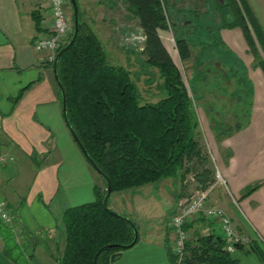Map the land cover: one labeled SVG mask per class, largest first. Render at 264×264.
<instances>
[{"label":"crops","instance_id":"crops-1","mask_svg":"<svg viewBox=\"0 0 264 264\" xmlns=\"http://www.w3.org/2000/svg\"><path fill=\"white\" fill-rule=\"evenodd\" d=\"M242 1L249 9L253 24L264 33V0ZM78 3L82 20L97 34L108 59L109 45L115 35L113 28L120 29L122 34L121 30L131 26L130 22L140 25L134 8L126 0H78ZM179 9H185L189 27L197 25L193 23L195 17H199V23L211 33L206 34L202 42L218 48V53L211 50L210 55L223 53L222 66L217 71L230 77L233 84L235 80L238 94L248 100L246 121L233 132L218 137L220 140L215 139L221 149L218 165L228 190L215 188L208 206L223 208L238 233L247 238V244L232 252L238 263L264 264V69L253 54L242 25L224 26L240 19L234 0H190L187 7L179 5ZM33 12L41 16L39 30ZM50 25L45 3L0 0V146L2 153L15 158L0 173V193L13 211L15 221L9 226L17 233L16 244L22 251L31 248L36 261V254L46 247L50 252L48 258L57 264L52 255L57 244L64 246V212L85 200L93 201L95 184L103 185L66 124L54 70L35 48L37 38L46 33ZM163 40L175 59L174 45L170 40ZM189 43L192 49L190 40ZM22 89H25L22 97L14 104L12 97ZM21 168L35 172L37 181L34 192L26 197L10 193L6 186V181L17 177ZM168 179L134 188L138 191L128 189L114 193L119 196L128 192V207L120 208L117 203L109 206L136 221L140 240L120 252L110 264H172L168 247L173 236L168 221L185 194L181 184L172 185L174 192L169 194L170 189L163 184ZM161 197L169 205L166 210L159 203L161 199L157 200ZM160 217L162 222L148 230L140 225V219L153 224ZM190 224V237L194 231L222 235L215 220L197 217ZM44 235L48 240H43ZM5 246L4 243L2 253ZM1 257L11 264L8 257Z\"/></svg>","mask_w":264,"mask_h":264},{"label":"trees","instance_id":"trees-1","mask_svg":"<svg viewBox=\"0 0 264 264\" xmlns=\"http://www.w3.org/2000/svg\"><path fill=\"white\" fill-rule=\"evenodd\" d=\"M126 1L134 8L146 37L142 53L146 61L159 70L162 81L157 87L163 94L159 100H142L131 72L122 65L110 63L104 45L82 20L81 13L78 35L58 60L57 78L54 71L61 102L62 90L66 96L67 108L66 112L63 111L66 124L75 131L89 156L109 177L112 192L173 177L185 160L196 159L203 165L202 159H205L188 88L161 37V32L168 28L162 2ZM234 1L239 8L240 19L224 26L242 25L250 48L264 69V57L251 35L249 24L264 52L263 30L249 19L247 5L242 0L240 3ZM72 17L74 19V13ZM33 18L39 30L41 16L33 12ZM73 35L74 29L59 51L68 45ZM176 44L181 59L189 60L192 56L189 40L179 37ZM47 64L54 70V62ZM24 90L12 97L14 104L22 97ZM33 160H36L35 157ZM96 172L104 180V186L95 184V199L72 206L64 212V246L60 247V254L53 255L58 264H95V256L103 247L97 264H110L119 257L120 252L132 248L140 240L136 221L113 214L109 201L108 207H105L107 182ZM195 177L199 188L205 189L211 181V172L206 168L200 169L195 172ZM134 225L138 230L135 244ZM191 227V224L185 225L186 230ZM12 232L11 227L0 220V235L6 243L4 253L11 251L8 246ZM168 254L172 264H239L227 251L225 238L216 233L194 231L185 243L184 255L179 262L171 247H168Z\"/></svg>","mask_w":264,"mask_h":264},{"label":"rangeland","instance_id":"rangeland-1","mask_svg":"<svg viewBox=\"0 0 264 264\" xmlns=\"http://www.w3.org/2000/svg\"><path fill=\"white\" fill-rule=\"evenodd\" d=\"M238 1L241 2V0ZM163 2L167 10L166 17L170 21V25L168 26L167 30L163 32V38H165L166 40H170V42L174 45H172L176 53L174 60L182 72L184 81L190 94V98L192 100L195 118L198 123V131L200 132L199 141L202 143L205 157V159H202L204 162L203 165H201L196 159H193L191 161L185 160L179 172L173 177H168V182H165L163 184L170 189L169 194H172L174 192V187L172 185L180 186L181 184L182 192H184L185 197H187L195 190L201 189L197 184L198 179L195 177V172L200 171V169L206 168L211 172V181L206 188H213L208 194L209 200V196L212 195L211 193L215 188L222 187L224 189H227V186L219 181L217 177L218 171H221L218 165L219 151H221V149H219L220 147L217 146L215 139L217 138V140H220L222 136L226 135L227 133L233 132L246 121L249 104H247L248 100L246 98H242V94H238L235 80L233 84V80L229 79L230 77H224V75L217 71V69H219L218 67L222 66L221 58L223 57V53L210 55L211 50H214L215 53H218L216 52L218 51V48L213 44H209V46H206L205 43L202 42V40L204 41L206 34L210 35L211 33H207L204 24L199 23V17L196 16V21L193 23L197 25L189 27V25L187 24L188 15L184 12L185 9H179V5H186L187 7V2H190V0H163ZM68 12L73 16V7L71 5V2H69L68 4ZM129 24L131 25L129 28L125 27L126 29H124V31L121 30L122 34L120 33V29H117L116 27L113 28V30L115 31V35L114 39L109 45V50H111L109 55L110 63L114 65H122L131 72L132 78L134 82H136L137 87L141 93L142 100L144 102L157 101L163 95L162 91L157 87V84L162 81V79L160 78L159 70L157 67L149 64L146 61L145 54L142 53L145 46V34L143 33L142 28L140 27V25L138 26L137 23L135 24L134 22H130ZM249 27L251 35L257 42L258 49L260 50L261 55L264 57V52L260 47L256 38V34L250 24ZM195 30H197V32ZM179 37L187 38L193 44L192 56L189 60H183L177 54L178 51L176 40ZM2 152H4V150L0 146V155H9ZM192 164L193 166L190 170V166ZM34 173L35 172L33 171L30 172L29 169L21 168L17 177L13 178L11 181H9V179L6 181L7 190L19 197L28 196L31 191L34 192V189L37 186V181H35ZM96 175H98V181H101L102 185L104 186V180L102 179V177L97 172ZM192 177H194L195 180H192ZM121 191L112 192L109 197V204L117 203L120 205V208L124 209L128 207L129 194L128 192H122L119 196H116V194H114ZM132 191H138V189H134ZM164 192L168 193L166 192V189L164 190ZM93 195L95 199V194L93 193ZM0 196L5 199V197L1 193ZM160 199L161 201L159 202ZM164 199L162 200V197L157 198L158 202L163 205L162 208H165L166 210V208L168 209L169 205L164 201ZM85 202H89V200H85ZM140 222L141 227L144 230H148L152 226H156V224L159 225L162 220L160 217L158 220L154 221L155 224H149L142 219H140ZM172 236V239H174L173 232ZM44 239H47L45 235L43 236V240ZM172 239L171 243L173 241ZM243 239L244 244H247V238L243 237ZM16 240L17 233L12 232V234H10L8 246V248H11V251L2 253L5 241L3 238H0V263L7 264L6 261H4L1 257V255H4L6 259L9 258L8 262L11 264H53V262L48 258L50 256V252L46 249V247L44 248V250H40L36 254L38 257V261H36V259L34 258L35 256L32 254L31 248H26V250L24 249L22 251L19 246L15 245ZM60 247L61 246L57 244V247L55 249L56 251L53 252L55 256L60 254ZM42 256H45V259H43ZM54 262L57 261H55L54 259Z\"/></svg>","mask_w":264,"mask_h":264},{"label":"built area","instance_id":"built-area-1","mask_svg":"<svg viewBox=\"0 0 264 264\" xmlns=\"http://www.w3.org/2000/svg\"><path fill=\"white\" fill-rule=\"evenodd\" d=\"M46 4L51 18V25L46 33L41 34L35 43V48L44 55L46 63H52L57 57L59 50L65 45L74 29L72 15L68 12L70 0H38ZM166 13V7L161 0ZM168 26L170 21L167 18ZM146 40V37H144ZM14 158L8 155H0V173L7 166L9 161ZM219 181L227 186V181L221 171L217 175ZM195 180L194 177L191 178ZM213 188L197 189L188 197L178 202L175 213L168 221L169 228L174 233V239L170 243L171 251L181 260L185 251V243L188 240L189 233L185 225L190 224L195 218L203 217L217 221L221 228L222 236L226 240V249L232 253L238 244H244L243 237L236 231L229 215L222 208L208 206V194ZM0 220L6 224H13L14 215L8 208L6 200L0 196Z\"/></svg>","mask_w":264,"mask_h":264},{"label":"water","instance_id":"water-1","mask_svg":"<svg viewBox=\"0 0 264 264\" xmlns=\"http://www.w3.org/2000/svg\"><path fill=\"white\" fill-rule=\"evenodd\" d=\"M71 3L73 5V13H74V35L71 39V41L68 43V45H66L61 51L58 52L57 54V57L54 61V71H55V74H56V78H57V63H58V60L60 58V56L62 55V53L68 49L74 42V40L76 39L77 35H78V32H79V16H80V10H79V5H78V2L77 0H71ZM62 93H63V101H62V107H63V111L66 112V108H67V102H66V96H65V93L64 91L62 90ZM70 131L72 133V136L74 137V139L76 140V142L78 143L83 155L85 156L86 160L89 162V164L96 170L98 171L103 177L104 179L106 180L107 182V193H106V196L104 198V205L105 207H108V201H109V197L112 193V185H111V181L109 179L108 176H106L101 170L100 168L97 166V164L94 162V160L89 156L88 152L86 151V149L83 147L82 143L80 142L77 134L75 133V131L70 128ZM111 212L117 216H121L123 217L122 214L114 211V210H111ZM127 220H129L127 218ZM130 221V220H129ZM134 231H135V241H134V244L136 243L137 239H138V230L136 228V226L134 225ZM105 247H103L102 249H100L98 251V253L96 254L95 256V264H97V257L98 255L104 250Z\"/></svg>","mask_w":264,"mask_h":264}]
</instances>
